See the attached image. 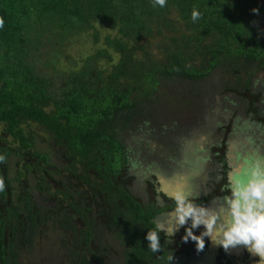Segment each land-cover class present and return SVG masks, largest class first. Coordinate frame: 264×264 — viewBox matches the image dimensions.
I'll use <instances>...</instances> for the list:
<instances>
[{
    "label": "trees",
    "instance_id": "1",
    "mask_svg": "<svg viewBox=\"0 0 264 264\" xmlns=\"http://www.w3.org/2000/svg\"><path fill=\"white\" fill-rule=\"evenodd\" d=\"M193 9L201 13L195 22ZM0 19V264H22L20 253L37 235L50 223L62 233L64 220H73L70 256L90 264L92 252L94 264H105L93 252L94 210L111 195L112 178H123L121 131H169L173 123L158 116L165 109L179 119L180 107L193 109L210 74L221 76L222 95H239L257 111L252 81L264 70V0H166L162 7L155 0H0ZM85 42L96 47L73 51ZM92 170L110 177L108 186L83 200L70 188L91 180ZM120 194L116 207L127 220L114 216L135 250L133 264H173L167 252L135 246L157 230V210Z\"/></svg>",
    "mask_w": 264,
    "mask_h": 264
},
{
    "label": "flooded vegetation",
    "instance_id": "2",
    "mask_svg": "<svg viewBox=\"0 0 264 264\" xmlns=\"http://www.w3.org/2000/svg\"><path fill=\"white\" fill-rule=\"evenodd\" d=\"M195 83L196 82H194V88L197 89L198 86H196ZM252 88L254 92L258 90L260 96L252 99L257 111H248V114L253 120H256L257 124L259 123L260 126L264 128V89L261 85L256 84L255 79L252 81ZM206 91L207 90L201 89L200 93H206ZM226 96L224 94L218 107L213 105L216 108L210 109V112H216L218 115L222 113L223 118L226 119L221 121L224 125L221 133L224 132L226 128L225 135L227 136L224 139L225 141L219 143L217 139H213L212 134L215 129H217L216 124L213 123L211 135H194V137H199V142H201L203 146L199 144V146L193 147V157L189 152H185L186 147L189 145H185L187 139L183 140L184 137H179L177 139L174 135H167L165 137H160L159 135H139V137L130 141L121 135L124 152L127 156V166L121 173L123 178L122 180L118 179L117 182L112 178L110 183L112 189L111 195L107 196L105 193V196L99 197V203L95 206L94 210L96 221L94 226L95 233L100 238L101 236H103V238L110 236V238L107 237V239L112 243V248L109 247L110 252L106 256L103 255L102 248H99L100 245L98 246L99 252H94V254L103 259L105 264L136 263V259H133L135 250L134 248L131 250L133 246H126L124 244V240L121 236L123 229L120 228V225L116 222L117 218H115V216L118 215L122 219L127 220L126 214L122 212L123 208L120 209L119 206L118 208L116 207L117 195L120 192V195L124 197L125 203L129 202L130 205H133V200L135 199V204L137 203L136 201H143L145 206L153 207L157 210L151 219L162 240L160 243L161 249L158 250L160 251L158 254L167 252L169 256L172 255L173 264H255L258 257L250 255L242 246L225 252L221 247L213 246L206 238L204 249L197 252L194 241L189 240L188 242H184L181 239L184 234V226L179 227V230L175 232V236L171 235L170 231L178 227L175 213L172 210L174 208V201L169 198L170 193L176 191L178 188H183V190L190 197L195 199L197 203L202 205L210 204L215 197L227 194L226 190L222 191V188L226 183L229 172L234 169H239L243 160L257 156L256 152L259 150V147L256 148L250 143L254 142L253 138L252 141H246L245 145L250 146L252 148L250 150H255V152H250L248 149L244 153H239L237 148L235 146L233 147L236 143L234 135H237V133H240L241 135L239 136L244 137L245 140L250 135L253 137L258 134L256 131L255 134L251 131L250 122H248L249 120L251 121V118L248 115L240 117V112L238 114H233V105L237 103L238 100L234 97V102H232L228 98V95ZM225 100L226 102H224ZM250 103L251 102L248 100L243 101V105H248ZM198 104L200 103L197 102L194 104V108L199 112L201 108ZM225 105L230 108V113L228 111L229 109L225 108ZM201 106L205 109L204 115L207 116V113L210 112H207L208 108L206 104ZM225 111H227V113ZM200 115L199 112L198 124L204 122L200 118ZM181 125V123L173 124L169 127V131L163 130L161 135L164 133H171L172 131L176 132L182 128ZM228 126L230 128L229 131ZM259 145H264V140H262ZM261 156H264V154ZM68 168L69 166H67V169ZM90 174L92 179L88 182L75 181L71 188L68 187L73 193L77 191L82 192L83 196L81 197L83 200H91L92 193H96L101 187L108 186V179L110 177L102 181L94 170H92ZM94 177H96L98 181L94 180ZM139 182L141 183L140 185H138ZM186 183H188V185H186ZM101 184H103V186ZM179 184H182L183 187H180ZM63 189L65 191L64 187ZM44 197L45 196H42V199H44ZM46 201L48 202L47 204H54L51 198H48ZM72 221L73 220H69V222H67L64 220V224L61 227L62 231L65 232L64 229H68L67 226L71 228L69 223ZM146 224L147 221L142 220L141 227H145ZM134 232L136 233V231ZM99 237L97 242L100 239ZM146 245H148V241L147 244L135 243V246L139 249L144 248ZM105 257L108 259L107 261Z\"/></svg>",
    "mask_w": 264,
    "mask_h": 264
},
{
    "label": "clouds",
    "instance_id": "3",
    "mask_svg": "<svg viewBox=\"0 0 264 264\" xmlns=\"http://www.w3.org/2000/svg\"><path fill=\"white\" fill-rule=\"evenodd\" d=\"M166 0H155L164 6ZM257 12L258 9H253ZM201 13L193 9L191 19L195 22ZM0 19V27L3 26ZM4 157L0 155V162ZM4 183L0 180V190ZM227 194L215 197L210 204H199L183 188L169 194L174 201L176 224L171 235L184 226L181 239L195 242L197 252L202 251L207 240L225 252L242 246L250 255L258 257L255 264H264V156L249 157L239 169L229 172L222 191ZM199 230V231H197ZM147 248L153 253L161 249L160 235L156 229L145 233ZM173 259L171 255L169 261Z\"/></svg>",
    "mask_w": 264,
    "mask_h": 264
},
{
    "label": "rangeland",
    "instance_id": "4",
    "mask_svg": "<svg viewBox=\"0 0 264 264\" xmlns=\"http://www.w3.org/2000/svg\"><path fill=\"white\" fill-rule=\"evenodd\" d=\"M96 46L91 45L90 43H83V44H79L76 47L73 46V51H76L78 53L81 54H87L91 51L94 50ZM75 52V54H76ZM255 80H256V84L257 85H261L262 88L264 89V71L262 70H258L256 72L255 75ZM221 77V76H220ZM220 77L218 76V73L214 74H210V76L208 78L202 79L200 80V85L202 87L199 88H206L208 90V92L206 93H202L199 96H197V99L199 100L200 104V108L202 112L200 115V118L202 119V123H197L198 121V117H199V112L197 109L193 108V109H189L188 112H184L186 109L184 107H180L178 109L179 112H182L181 115L179 116V119H175L173 118L174 116L168 112V110L164 109V113L160 114L158 116V120H162V122H168L170 121L173 124L176 123H181L182 128L179 129L178 131H172L171 133H164V134H159L156 131H149L146 129V125H144V127H139V128H133L132 131H130V127L125 128L124 130H122L121 135H123V137H125L126 139L133 141L136 137H139V135L141 136H145V135H159L160 137H165L167 135H174L177 139L179 137L183 138V140H186L185 145H189L186 147L185 152H189L191 154V156L193 157L192 154V150L194 146H199V144H201V142H199V137L194 135H211L212 134V124L215 123L217 129H215V131L213 132V139H217V142L219 143H223L225 140V137L227 135H225V131L226 128L224 130V132L221 133L222 131V127L224 126L221 121H224L226 119L223 118V114L216 113V112H210V109H215L216 107L213 105H216L218 107L219 102L222 100L223 96L221 93L223 92L220 89H218L217 86H219L220 84ZM196 86H198V84H196ZM228 98L230 99V101L234 102V97L238 100L237 103H235L233 105V114H239L240 117H244V116H249L251 118V121L247 120L248 122H250V127H251V131L254 132L253 134H255V131L258 135L255 136H249L246 138L241 137L239 135H241L240 133H237V135L235 136V141L236 143L233 145V147L235 146L238 150V152L240 153H244L246 152L248 149H252L250 146L245 145L246 141H253L254 142H250L252 145H254V147H259V150L256 152L257 156H261L262 154H264V145H259L260 142L262 140H264V128H262L260 126V124L256 122V120H253L252 117L248 114L247 110L248 105H243V99L239 98V95L235 96L234 94H227ZM226 96V95H225ZM227 97V96H226ZM229 101V100H227ZM226 102V100L224 101ZM208 108L207 112V116L204 115V111L205 109H203V107L201 105H205ZM231 105V102H230ZM225 108L229 109V113L231 112L230 108H228L225 105ZM227 113V111H225ZM170 113V114H169ZM173 116L172 118H170V116ZM247 118V117H245ZM188 120V123L183 124L182 122L184 120ZM156 120V121H158ZM247 122V123H248ZM149 123V122H147ZM246 123V124H247ZM146 124V123H145ZM232 124V123H230ZM226 126V125H225ZM256 128V129H255ZM255 129V130H254ZM230 130L229 126H228V131ZM224 135V136H223ZM190 136V137H188ZM248 136V135H247ZM248 143V142H247ZM201 146H203V144H201ZM250 152H255L251 151ZM141 183L139 182L138 185H140ZM49 227L47 230V234L44 235H37V241H35V244L33 247H28L26 250H24L22 253H20V261L22 262V264H79V258H72V256H70V251L68 250L67 246H66V242L65 241H69V239L71 238V234H69L70 232H72V228H70L69 226L68 229H64V231H62V233H60L61 229H55L53 228V224L50 223ZM65 233V236H64ZM107 237L110 238V236H106L103 238V236H101V238L98 240V243L100 245L99 248H102L103 251V255H107L110 251H109V247L112 248V243H110L107 239ZM65 242V243H64ZM99 245H93V252L98 253V246ZM92 252L87 253L88 254V260L90 262V264H94L95 260L92 258L91 255ZM105 260L107 261L108 259L105 257ZM83 264V263H81Z\"/></svg>",
    "mask_w": 264,
    "mask_h": 264
},
{
    "label": "water",
    "instance_id": "5",
    "mask_svg": "<svg viewBox=\"0 0 264 264\" xmlns=\"http://www.w3.org/2000/svg\"><path fill=\"white\" fill-rule=\"evenodd\" d=\"M180 185V187H183V185L182 184H179ZM186 185H188V183H186Z\"/></svg>",
    "mask_w": 264,
    "mask_h": 264
}]
</instances>
